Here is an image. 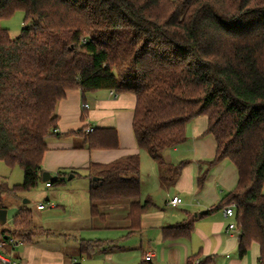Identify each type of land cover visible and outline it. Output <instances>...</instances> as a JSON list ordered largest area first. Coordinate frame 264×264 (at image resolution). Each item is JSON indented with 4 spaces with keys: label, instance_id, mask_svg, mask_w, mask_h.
<instances>
[{
    "label": "trees",
    "instance_id": "16d2710c",
    "mask_svg": "<svg viewBox=\"0 0 264 264\" xmlns=\"http://www.w3.org/2000/svg\"><path fill=\"white\" fill-rule=\"evenodd\" d=\"M16 11L25 14L19 36L0 24V162L20 167L24 181L13 187L0 181V208L6 209L3 192L17 198L42 180L46 138L58 127L57 106L68 92L132 94L137 145L158 164L166 184L186 162L170 163L165 153L187 141L192 120L208 118L206 133L217 143L209 167L229 160L238 172L219 207L235 204L240 257L257 243L264 264V0H0V21ZM78 134L89 150L118 147L114 128ZM140 168L139 155L90 165L93 217L106 218L102 202L128 201V229L139 230L152 206L140 201ZM12 226L0 224L2 241L30 244L46 233L27 207ZM193 229L191 219L164 227L163 236L189 238ZM81 245L92 254L102 243Z\"/></svg>",
    "mask_w": 264,
    "mask_h": 264
},
{
    "label": "crops",
    "instance_id": "0c3cea01",
    "mask_svg": "<svg viewBox=\"0 0 264 264\" xmlns=\"http://www.w3.org/2000/svg\"><path fill=\"white\" fill-rule=\"evenodd\" d=\"M135 106L136 98L132 94L118 95L107 90L85 94L79 90L68 92L57 106L58 127L46 138L48 148L42 168L61 181L51 187L45 184L47 189L54 190L53 194L63 191L59 195L62 205L50 208L60 207L64 213H69L65 220L50 218L44 224L40 214L34 215L27 203H22L24 198L32 203V195L13 197L15 214L22 207L31 209L34 224L46 233L33 236L30 244L6 242L0 238V254L20 264H146L144 260L148 254H153V264H188L189 261L203 264L206 259H209L207 264H260L259 245L253 243L246 256L240 257L239 237L227 231L228 225L235 222V216L226 218L219 205L235 189L238 172L229 160L209 167V162L216 157L217 143L212 134L206 133L208 118L200 116L192 120L187 127V141L165 153L170 163L186 162L175 182L166 184L161 179L158 164L137 145L133 132ZM83 128L85 131L89 128L116 129L118 147L87 149L78 134ZM130 155L141 158L140 201L152 203L141 217L139 230L132 233L126 219L128 201L102 202L99 209L107 214L106 218L92 216L88 176L90 165H107ZM206 172L205 184L200 188L198 178ZM70 175H73L71 179ZM77 180L82 182L83 197L70 187ZM85 191L86 196L83 195ZM176 196L182 203L172 207L169 201ZM45 200L50 203L49 196ZM39 204H36V211H46L47 205L38 209ZM4 206L8 216L10 206ZM202 211L207 214H200ZM191 219H194V229L189 238H164V227ZM3 227L9 229L6 224ZM84 241H100L102 246L86 254L81 247ZM110 245L115 248L110 250Z\"/></svg>",
    "mask_w": 264,
    "mask_h": 264
},
{
    "label": "rangeland",
    "instance_id": "374dc122",
    "mask_svg": "<svg viewBox=\"0 0 264 264\" xmlns=\"http://www.w3.org/2000/svg\"><path fill=\"white\" fill-rule=\"evenodd\" d=\"M24 19H25L24 12L23 11H16L11 17L3 18L0 21V24L3 28H6L9 30L12 38H15V37L19 36L22 28L25 25ZM0 181L2 183H5L9 187H13L15 185H20L24 181L23 171L18 166L14 167V168H10L4 162H0ZM81 183H80V180H77L75 182H72V184H70V187H72L73 190H75V192L77 194H80V197H83L82 196L83 189H82V186L80 185ZM45 184L46 183L42 181L39 183V185L37 186V188L33 192H29V194H27V193L22 194V195H25L27 198H28V196L32 195V199H31L32 203H27V206H29L33 210L34 215H35V213L40 214V218L43 220L44 224H46L45 220L50 219V218L60 217L61 220H65L67 213H69V212L64 213L60 207L55 208L56 210H53V208H50L51 205H53V206L62 205L61 202L59 201V195L63 191L60 190L58 193L53 194L54 190L50 189V188L47 189ZM85 193H86V191L83 192V195L86 196L87 194H85ZM46 196H49L50 203L46 202V200H45ZM2 197H3L4 204H6L8 207L10 206L8 208L9 209L8 216H7L8 222L6 223V226L9 229H12L13 216L15 215V212H16V208H13L14 207L13 206L14 198H13V196L9 195L7 192H3ZM25 199L26 198L22 199V203L24 202ZM39 203L47 205L46 211H44V212L36 211V204H39ZM65 206H67V205H65ZM231 220H232V218L230 219V221ZM104 235H108V234H104Z\"/></svg>",
    "mask_w": 264,
    "mask_h": 264
},
{
    "label": "built area",
    "instance_id": "2783aa9c",
    "mask_svg": "<svg viewBox=\"0 0 264 264\" xmlns=\"http://www.w3.org/2000/svg\"><path fill=\"white\" fill-rule=\"evenodd\" d=\"M87 107V105H86ZM92 129H87L86 131L89 132L91 131ZM46 185L47 187H51V185L49 183L46 182ZM182 203V199L178 196L176 197H173L172 199H170L169 201V205H171L172 207H177L179 206L180 204ZM45 207V204H39L38 205V209H43ZM223 214L226 218H230V217H233L235 216V204L232 203L229 207L223 209ZM227 231L228 232H231V233H234L237 237H239L241 231L239 229V227L236 225V222H232L231 224L228 225V228H227ZM152 259H153V254H148L146 257H145V263L146 264H153L152 263ZM0 264H20L18 263L17 261H11V260H8L6 258H4L1 254H0ZM194 264H199V262L197 261L196 263Z\"/></svg>",
    "mask_w": 264,
    "mask_h": 264
},
{
    "label": "water",
    "instance_id": "95a60500",
    "mask_svg": "<svg viewBox=\"0 0 264 264\" xmlns=\"http://www.w3.org/2000/svg\"><path fill=\"white\" fill-rule=\"evenodd\" d=\"M73 175H70L69 179H71ZM52 179V175L48 172H44L42 175V181L47 182ZM98 178H93V180H97ZM27 199L24 200V203H28ZM200 214H207V211H202ZM7 222V210L0 208V224L4 226Z\"/></svg>",
    "mask_w": 264,
    "mask_h": 264
}]
</instances>
